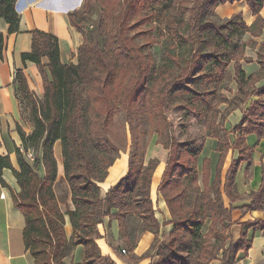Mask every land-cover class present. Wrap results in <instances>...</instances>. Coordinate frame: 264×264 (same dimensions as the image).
Listing matches in <instances>:
<instances>
[{
	"label": "trees",
	"instance_id": "1",
	"mask_svg": "<svg viewBox=\"0 0 264 264\" xmlns=\"http://www.w3.org/2000/svg\"><path fill=\"white\" fill-rule=\"evenodd\" d=\"M240 1L82 0L81 9L68 14L71 27L83 36L76 64L60 63L56 37L38 30L30 32L32 49L20 58L24 67L27 62L38 67L43 92L37 98L22 71L16 72V96L32 129L26 134L16 125L22 151L15 148L17 169L12 168L8 156L0 157V184L6 186L2 172L9 170L18 186L11 198L24 218L23 244L34 264H66L65 259L77 246L83 248L82 264H115L102 256L96 244L100 238L97 226L105 218L117 222L125 253L135 249L142 233L158 234L160 225L150 199V182L158 161L145 163L144 159L152 136L168 151L158 191L171 216L167 239L151 247L157 257L152 264H234L237 254L246 252L249 229L263 230L264 220L241 224L239 239L230 242L227 231L232 224V208L226 209L221 198L225 194L233 201L234 175L241 163L251 159L245 137L264 136V87L255 88L264 77V43L256 52L260 66L256 75L246 76L241 65L251 62L243 50L255 45L254 37L261 34L264 22L259 13L264 0H243L255 17L251 26L245 24L241 14L221 23L211 19L218 6ZM15 3L0 0V22L7 25L8 34L18 30ZM95 3L100 5V44L89 40L83 31ZM151 23L164 41L159 63L148 51L152 42L139 45L129 35ZM137 33L138 37L149 34L147 30ZM239 33L249 34L250 39L234 45L232 37ZM4 44L0 32V60ZM43 58L47 59L46 66L42 65ZM232 81L237 92L228 99ZM252 96L258 99L248 105L233 129L235 139L230 145L223 123L232 110ZM172 103L181 104L188 114L203 121L205 137L217 140L216 151L221 156L212 182L208 160H204L199 182L196 162L203 144L177 141L172 126L166 123L165 112ZM221 105L227 108L221 111ZM118 113H123L130 136L128 170L102 196L98 184L120 153L110 136ZM56 143L60 145L73 206L65 214L53 188ZM229 149L238 156L222 184L221 161ZM28 152L32 153L30 163L25 159ZM263 205L264 184L246 208L261 210ZM66 217L71 228L69 238Z\"/></svg>",
	"mask_w": 264,
	"mask_h": 264
},
{
	"label": "crops",
	"instance_id": "2",
	"mask_svg": "<svg viewBox=\"0 0 264 264\" xmlns=\"http://www.w3.org/2000/svg\"><path fill=\"white\" fill-rule=\"evenodd\" d=\"M80 0L72 3V0H16L15 8L19 16V25L16 33L8 34L7 25L0 22V32L5 38L2 59L0 60V157L8 156L12 168L17 169V161L15 148L22 151L21 142L16 132V125L23 130L22 109L18 97L16 96V85L14 82L15 74L21 70L24 74L28 88L35 94L37 98H41L42 78L38 67L33 63L27 62L24 65L21 61V54L29 53L32 49L31 31L38 30L48 33L57 38L59 61L62 65L69 63L76 64L77 50L83 42V36L75 28L71 27L68 14L77 11ZM72 3V4H71ZM78 5H76V4ZM67 6V8H66ZM71 10V11H70ZM214 11V15L219 20L225 21L231 16L241 14L243 21L247 26L254 23L250 10L247 8L245 1L235 2L218 6ZM264 22V8L259 13ZM247 34V33H246ZM248 35V40L250 35ZM255 45L246 47L244 57L250 58V63H241L242 70L246 76L253 75L260 70L257 63L256 52L258 46L264 43V25L258 38H255ZM42 65H47V59H42ZM231 70V66L229 67ZM44 72L48 75L47 69ZM231 92L226 93L228 99H232L237 92L235 82L229 85ZM264 87V77L255 83V88ZM257 96L250 97L238 109L231 111L227 115L223 128L229 134L230 145L234 143L233 129L240 122L243 113L252 102L257 101ZM227 105L219 106L223 111ZM32 128H29V133ZM24 131V130H23ZM128 132V129H127ZM28 134V133H26ZM129 135V133H128ZM130 138V136H129ZM156 136L150 139L145 153V163L149 160L156 159L158 165L154 170L150 182V199L155 214V218L160 225L157 235L146 232L140 235L135 249L132 252L122 254L124 245L120 240L118 224L115 220L105 218L102 224L97 226L100 238L96 241L102 256L110 258L115 264H152L155 263L157 257L153 254L151 247L156 241H164L167 239L168 232L171 230V216L164 199L158 187L160 185L164 170L166 168L168 151L160 144H156ZM245 144L251 149V159L245 163H241L234 175L235 193L233 201L225 194H222V204L226 209L232 208L231 226L227 231L230 242H236L242 231L241 224L253 220H264V205L261 210L246 208L251 204L252 195L258 192L261 185L264 184V136L257 138L251 134L245 137ZM217 140L206 138L202 145L201 153L198 157L197 172L199 182L203 172L204 160L209 161L210 182L214 180L216 167L220 160L221 154L216 151ZM129 149L121 151L113 165L108 169L106 178L99 183L102 196L107 190L114 187L127 174ZM28 152L25 159L30 163ZM237 152L229 149L225 153L223 161H221L220 178L224 183L226 174L231 163L237 160ZM54 158L57 163V176L54 183V194L62 213L72 210L70 189L66 183L63 173L62 158L60 145L56 143L54 146ZM42 175V170L39 171ZM2 180L5 187L0 184V264H34L30 253L25 249L22 240V231L24 229V218L17 211L12 202L11 193L18 192V186L11 172L7 169L2 172ZM114 212V211H113ZM65 232L69 238L71 228L66 217ZM247 239L250 242L246 252H239L235 257L234 264H264V229L259 231L250 230L247 233ZM84 262V252L81 246L73 249L70 256L65 259L66 264H82ZM212 264H220L214 261Z\"/></svg>",
	"mask_w": 264,
	"mask_h": 264
},
{
	"label": "rangeland",
	"instance_id": "3",
	"mask_svg": "<svg viewBox=\"0 0 264 264\" xmlns=\"http://www.w3.org/2000/svg\"><path fill=\"white\" fill-rule=\"evenodd\" d=\"M76 0H72V3ZM71 3V4H72ZM82 7V0H80L79 7L76 10H80ZM67 8V6H66ZM217 23L223 22L219 20L215 15L211 18ZM100 20V5L99 3L94 4V13L92 16L86 18L85 25L83 27L84 34L86 37L94 43L100 44L101 37L98 35L97 27ZM155 28V29H154ZM140 30V31H139ZM147 30L149 32L148 37H138L137 32ZM130 36L134 37L135 42L139 45L144 44V41L152 42L150 48L148 49L150 55L154 60L159 63L161 60V53L164 47L163 37H158V32L156 31V25L151 23L140 29H134L129 33ZM233 44L238 45L244 43L248 40V35L246 33H239L233 35ZM23 117V130L25 133H29V128H31L30 123L27 121V112L22 111ZM166 123L172 126L173 136L176 140L184 143H196L203 144L206 137V131L204 128V122L197 120L193 115L188 114L179 103H172L169 109L165 112ZM127 125L123 121V113H118L116 115V123L111 131V140L116 146L120 148L121 151L127 150L130 144V138L127 132ZM155 136H152V138ZM125 249V247H123ZM126 250V249H125ZM127 252V251H126Z\"/></svg>",
	"mask_w": 264,
	"mask_h": 264
},
{
	"label": "built area",
	"instance_id": "4",
	"mask_svg": "<svg viewBox=\"0 0 264 264\" xmlns=\"http://www.w3.org/2000/svg\"><path fill=\"white\" fill-rule=\"evenodd\" d=\"M28 159H29L30 161H32V155H31V154L28 155ZM121 253H122V254H125V251H121Z\"/></svg>",
	"mask_w": 264,
	"mask_h": 264
},
{
	"label": "bare ground",
	"instance_id": "5",
	"mask_svg": "<svg viewBox=\"0 0 264 264\" xmlns=\"http://www.w3.org/2000/svg\"><path fill=\"white\" fill-rule=\"evenodd\" d=\"M78 2V1H77ZM79 3V2H78ZM76 4V3H75ZM80 4V3H79ZM76 5H78V4H76ZM71 11V10H70ZM122 251H125V250H122Z\"/></svg>",
	"mask_w": 264,
	"mask_h": 264
},
{
	"label": "water",
	"instance_id": "6",
	"mask_svg": "<svg viewBox=\"0 0 264 264\" xmlns=\"http://www.w3.org/2000/svg\"><path fill=\"white\" fill-rule=\"evenodd\" d=\"M15 8L17 9V6H15Z\"/></svg>",
	"mask_w": 264,
	"mask_h": 264
}]
</instances>
